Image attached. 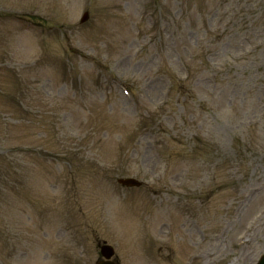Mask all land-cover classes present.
<instances>
[{"label":"rangeland","instance_id":"374dc122","mask_svg":"<svg viewBox=\"0 0 264 264\" xmlns=\"http://www.w3.org/2000/svg\"><path fill=\"white\" fill-rule=\"evenodd\" d=\"M103 242L120 264L264 254V0H0V264Z\"/></svg>","mask_w":264,"mask_h":264},{"label":"water","instance_id":"95a60500","mask_svg":"<svg viewBox=\"0 0 264 264\" xmlns=\"http://www.w3.org/2000/svg\"><path fill=\"white\" fill-rule=\"evenodd\" d=\"M87 17L88 15L86 14L83 20H85ZM122 182L128 185H139L140 184L138 181L134 179L122 180ZM103 253L105 254V256L109 258L113 254V250L110 247H105L103 250ZM100 264H113V263L106 261V262H101ZM259 264H264V256L259 262Z\"/></svg>","mask_w":264,"mask_h":264}]
</instances>
